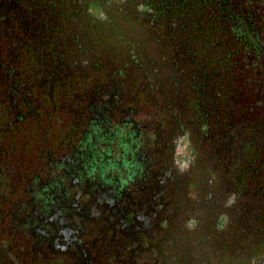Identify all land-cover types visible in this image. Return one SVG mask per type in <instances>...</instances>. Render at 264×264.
Returning <instances> with one entry per match:
<instances>
[{
    "label": "flooded vegetation",
    "instance_id": "af4514ba",
    "mask_svg": "<svg viewBox=\"0 0 264 264\" xmlns=\"http://www.w3.org/2000/svg\"><path fill=\"white\" fill-rule=\"evenodd\" d=\"M0 264H264V0H0Z\"/></svg>",
    "mask_w": 264,
    "mask_h": 264
},
{
    "label": "clouds",
    "instance_id": "9594fccd",
    "mask_svg": "<svg viewBox=\"0 0 264 264\" xmlns=\"http://www.w3.org/2000/svg\"><path fill=\"white\" fill-rule=\"evenodd\" d=\"M233 200H234V197L231 198V199L228 201V203L231 204V203L233 202Z\"/></svg>",
    "mask_w": 264,
    "mask_h": 264
}]
</instances>
